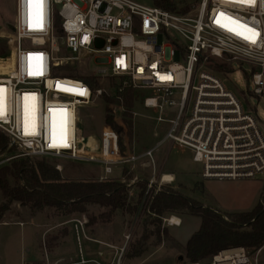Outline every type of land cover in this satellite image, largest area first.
I'll return each mask as SVG.
<instances>
[{
  "label": "built area",
  "instance_id": "built-area-1",
  "mask_svg": "<svg viewBox=\"0 0 264 264\" xmlns=\"http://www.w3.org/2000/svg\"><path fill=\"white\" fill-rule=\"evenodd\" d=\"M221 13L258 32L256 43L221 27L218 19L227 23ZM14 25L13 67L0 74V131L19 155L0 166L19 158L62 160L94 167L104 182L120 169L154 165V152L170 143L192 153L205 180H252L264 174V132L257 116L245 110L210 67V60L225 58L249 64L243 66L253 86L248 97L264 99V0L251 6L237 0H201L196 14L136 0H16ZM92 58L95 69L90 67ZM77 64L99 79H124L145 109L159 113L157 122L168 129L152 149L126 154L120 135L108 124L98 145L84 143L81 108L102 91L55 74L58 68ZM168 110H174L171 119H166ZM54 122L58 124L53 130ZM56 169L62 172L61 165ZM153 175L144 191L145 206L163 185L175 183L172 175H163L160 182L156 172ZM173 218L165 222L180 227L182 220L177 224ZM83 227L79 223L74 228L80 249L77 264H101L83 256L82 240L88 239ZM123 255L124 249L117 250L110 264H121ZM98 256L103 258L104 252ZM208 264L252 262L243 252L229 251Z\"/></svg>",
  "mask_w": 264,
  "mask_h": 264
},
{
  "label": "rangeland",
  "instance_id": "rangeland-1",
  "mask_svg": "<svg viewBox=\"0 0 264 264\" xmlns=\"http://www.w3.org/2000/svg\"><path fill=\"white\" fill-rule=\"evenodd\" d=\"M136 1L153 6L152 0ZM173 1L178 10L186 9L188 14H196L201 2V0ZM15 10L16 0H0V74H8L13 67L15 34L9 29V26L14 25ZM25 47L31 49L28 44ZM213 60L215 64H225L228 67L229 73L215 72L225 79L226 87L242 102L245 110L251 111L257 116L264 132V99L261 100L253 95H250L251 99L248 97L249 92L253 91V86L250 82V72L243 66L248 67L249 64L232 63L226 58L222 61ZM72 67L81 74L88 75L91 71L82 64ZM90 67L91 69L96 68L93 58L90 59ZM262 73L264 75V69ZM113 83L118 86H128L117 78L114 81L112 78H101V88L98 90L102 91V95L96 97L92 104L81 108L79 129L81 138L87 146L98 145L101 130L107 124L104 96L114 97L117 95V87H113ZM110 108L115 124L123 130L121 138L126 154L147 152L156 145L168 129L167 124L157 122L158 112L143 107L141 96L136 95L135 97L134 106L131 109L132 116H126V108L121 105H113ZM173 113L174 110H168L166 119H171ZM1 134L4 135L0 131ZM15 149L12 152H7L0 162L19 155V151ZM192 156L190 151L167 143L154 152V165L118 170L111 180L127 187L129 199L127 208L114 213H109L108 208L97 204H86L84 213L65 215L63 211L57 209L37 210L30 206H22L20 203H13L0 222V264H31L33 260L30 258L31 255L41 257L44 252V254H50L52 251L50 246L60 243L66 245L65 247L71 251L73 256L78 255V242L74 228L79 223L84 225L85 236L89 239L82 240L83 248L93 257L86 258L88 260H98L101 264H110L114 261L117 250L122 248L124 255L121 264H186L185 262L179 263V258L184 257L185 247L192 235L199 230L201 220L186 212H167L161 216L152 214L148 204L156 194L145 206L144 195L142 198L140 197L143 192L140 185L152 180L154 172H156L155 178L158 182L163 175H177L174 184L163 185L162 189L173 190L198 201L206 207L216 210L224 217L227 216L229 220H232L229 214H234L231 212L252 211L260 201V193L264 190V174L252 180H205L201 175L202 166L193 162ZM18 160L44 162L55 169L57 165H61L62 172H58L64 180L99 181L100 173L90 165L41 158H19L14 161ZM12 162L5 163L0 168L9 166ZM180 168L183 169V173L178 172ZM11 182L14 186V181L11 180ZM134 207L138 208L135 213L133 212ZM171 217L181 219V226L169 227L165 220ZM4 223L6 225H2ZM52 227L56 228L53 233L42 238L44 229L48 230ZM66 232L68 233L67 237H65ZM144 236L147 239L140 246ZM42 240H44L43 243ZM95 241L113 248L103 247ZM40 244L41 246L43 244L44 252L41 251ZM99 247L108 252L110 258H95V252ZM229 251L243 252L247 258H250L252 264H264V247L258 251L240 247L223 252ZM79 260L80 258H65L59 264H77Z\"/></svg>",
  "mask_w": 264,
  "mask_h": 264
},
{
  "label": "trees",
  "instance_id": "trees-1",
  "mask_svg": "<svg viewBox=\"0 0 264 264\" xmlns=\"http://www.w3.org/2000/svg\"><path fill=\"white\" fill-rule=\"evenodd\" d=\"M153 5L171 12L187 13L178 10L173 0H152ZM210 66L219 73H229L225 64H215L210 60ZM214 64V65H213ZM88 70V69H87ZM56 75L85 81L92 90L101 88L100 79L89 71L88 75L77 72L76 68H58ZM114 81L115 78H112ZM124 83V79L121 80ZM117 95L114 97L104 96L106 105V123L111 125L120 135L122 143L121 127L114 122V116L110 106L121 105L126 108V116H132L131 109L134 106L135 93L127 86H118ZM8 137L0 135V158L7 152H12ZM16 150V149H15ZM11 180L15 185H12ZM147 183L140 185L144 195ZM0 222L13 203L22 206H30L32 209L44 210L52 208L63 211L65 215L86 212L85 205L97 204L108 208L109 213L123 210L128 207V189L115 180L108 181H68L62 179L60 173L44 162H31L30 160H18L9 166L0 168ZM148 204V203H147ZM147 206V205H146ZM149 211L161 216L167 212H186L201 220L199 230L189 239L185 250L186 263H207L221 252L234 248L258 251L264 247V190L260 201L250 212L229 214L232 220L227 219L202 203L185 197L173 190L162 189L148 204ZM138 208L134 207L133 212ZM159 233V231H158ZM57 239V238H55ZM147 239L143 237V241Z\"/></svg>",
  "mask_w": 264,
  "mask_h": 264
},
{
  "label": "crops",
  "instance_id": "crops-1",
  "mask_svg": "<svg viewBox=\"0 0 264 264\" xmlns=\"http://www.w3.org/2000/svg\"><path fill=\"white\" fill-rule=\"evenodd\" d=\"M192 160H193V158H192ZM194 162V161H193ZM179 170V171H178ZM177 171L178 172H184L183 171V169L182 168H180V169H178ZM178 174V173H177ZM172 176H174L175 177V182H176V178H177V175L175 176V175H172ZM181 179H182V177H181ZM260 194H262V192L260 193ZM261 196V195H260ZM258 204V203H257ZM205 206V205H204ZM206 207V206H205ZM254 209V208H253ZM252 209V210H253ZM213 210V209H212ZM216 211V210H215ZM231 213H234L235 214V212H231ZM2 225H6L5 223L4 224H2ZM56 228L55 227H52V228H50V229H44L45 231L42 233V238H45V236L47 235V234H51V233H53V231L55 230ZM68 236V233L66 232V235H65V237H67ZM53 237H57V236H53ZM43 241L44 240H42V243H43ZM67 244V243H66ZM50 246V245H49ZM53 246H56V247H53ZM66 245H64V244H62V243H60V244H57V245H51L50 247H52V251L50 252V254H48V253H46V254H44L45 252H44V250L42 249V248H44L43 247V244H42V246H41V244H40V249H42L41 251L42 252H44L43 253V255H41V257L40 256H36V255H31V257L30 258H33V260H32V262H31V264H59L62 260H65V258H80V249H79V245H78V255H74L73 256V254H71V251L69 250V249H67L66 247H65ZM54 249V250H53ZM82 250H83V256H84V258H93L92 256H91V254H89L86 250H85V248H83V246H82ZM98 251L97 252H95L96 254H95V258H100L99 256H98V254H99V252H101V251H103L104 252V257L103 258H110V256L107 254L108 252H106V251H104L103 250V248L102 247H99L98 249H97ZM30 253L32 254V251H30ZM73 256V257H72ZM53 258H55L54 260H53Z\"/></svg>",
  "mask_w": 264,
  "mask_h": 264
},
{
  "label": "snow or ice",
  "instance_id": "snow-or-ice-1",
  "mask_svg": "<svg viewBox=\"0 0 264 264\" xmlns=\"http://www.w3.org/2000/svg\"><path fill=\"white\" fill-rule=\"evenodd\" d=\"M237 2L242 4H247L249 6L254 5L255 0H237ZM220 16L224 21L227 23H223L221 20H217V23L221 26L226 28L228 31L234 32V34L241 36L243 39L251 42L256 43V39L259 35L254 29L248 27L247 25L241 24L239 21L226 16L225 14L221 13ZM2 91V90H0Z\"/></svg>",
  "mask_w": 264,
  "mask_h": 264
},
{
  "label": "bare ground",
  "instance_id": "bare-ground-1",
  "mask_svg": "<svg viewBox=\"0 0 264 264\" xmlns=\"http://www.w3.org/2000/svg\"><path fill=\"white\" fill-rule=\"evenodd\" d=\"M9 29L15 34V25H11V26H9ZM57 124H58L57 122H54V123H53V130L57 128ZM61 126H62L63 128L65 127L64 124L61 125ZM172 222L178 224V223L180 222V219H178V218H173V219H172ZM230 254H231V253H225L224 256L227 257V258H231V257H230V256H231ZM236 254H237V257H239V256H238V255H239L238 252H236Z\"/></svg>",
  "mask_w": 264,
  "mask_h": 264
},
{
  "label": "water",
  "instance_id": "water-1",
  "mask_svg": "<svg viewBox=\"0 0 264 264\" xmlns=\"http://www.w3.org/2000/svg\"><path fill=\"white\" fill-rule=\"evenodd\" d=\"M185 261L184 257L179 258V263H183Z\"/></svg>",
  "mask_w": 264,
  "mask_h": 264
}]
</instances>
